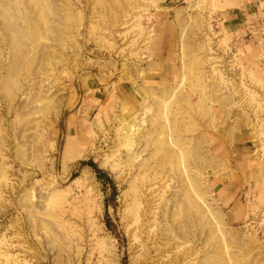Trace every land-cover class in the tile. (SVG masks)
<instances>
[{
    "label": "rangeland",
    "instance_id": "rangeland-1",
    "mask_svg": "<svg viewBox=\"0 0 264 264\" xmlns=\"http://www.w3.org/2000/svg\"><path fill=\"white\" fill-rule=\"evenodd\" d=\"M0 264H264V0H0Z\"/></svg>",
    "mask_w": 264,
    "mask_h": 264
},
{
    "label": "crops",
    "instance_id": "crops-1",
    "mask_svg": "<svg viewBox=\"0 0 264 264\" xmlns=\"http://www.w3.org/2000/svg\"><path fill=\"white\" fill-rule=\"evenodd\" d=\"M163 12H166L167 9H162ZM160 39L162 41V49H166L165 52L162 51V54H165L166 56H168L170 53L169 51H167V48L169 47V44H171V30H170V24H171V20L168 19L167 16H165V14L162 15V19H160ZM173 37V36H172ZM239 142H244V141H236V143H239ZM246 149V146L243 145L242 147H240V150L241 152H243V150ZM232 188V186L230 185L227 189H225L224 192H226V194L228 193V196H227V199L228 198H231L230 200L233 199L234 196H232L231 194H229V192L231 191L230 189ZM234 195V194H233Z\"/></svg>",
    "mask_w": 264,
    "mask_h": 264
},
{
    "label": "trees",
    "instance_id": "trees-1",
    "mask_svg": "<svg viewBox=\"0 0 264 264\" xmlns=\"http://www.w3.org/2000/svg\"><path fill=\"white\" fill-rule=\"evenodd\" d=\"M82 164H85V165H89L91 166L92 168H94V171L96 173V175L98 177H101V176H106V174L104 172H102L101 170L99 169H96L95 167V164L92 162V161H88V162H85V163H82ZM107 179V182L111 185V188H112V195H114L115 193V188H114V185L111 181V179H109L108 177H106ZM106 225L109 227L110 226V221L108 220V217L106 216Z\"/></svg>",
    "mask_w": 264,
    "mask_h": 264
}]
</instances>
